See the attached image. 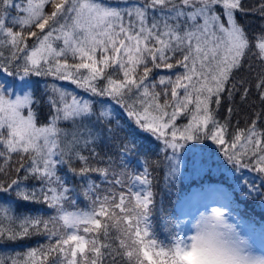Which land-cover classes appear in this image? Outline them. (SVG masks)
I'll list each match as a JSON object with an SVG mask.
<instances>
[{
	"label": "snow or ice",
	"instance_id": "snow-or-ice-1",
	"mask_svg": "<svg viewBox=\"0 0 264 264\" xmlns=\"http://www.w3.org/2000/svg\"><path fill=\"white\" fill-rule=\"evenodd\" d=\"M249 12L264 18V0H0V174L13 163L17 172L0 182V243L47 239L0 264H181L196 254V237L169 247L152 238L150 162L134 141L116 143L127 121L160 142L166 178L180 174L187 141L211 140L237 170L260 175L247 195L264 197V110L244 127L232 125L231 104L217 118L237 92L246 100L254 88L264 104V27L250 35L238 20ZM252 61L255 75L241 77ZM33 76L52 81L45 120ZM104 138L115 154L101 153ZM246 235L264 249V230Z\"/></svg>",
	"mask_w": 264,
	"mask_h": 264
},
{
	"label": "trees",
	"instance_id": "trees-1",
	"mask_svg": "<svg viewBox=\"0 0 264 264\" xmlns=\"http://www.w3.org/2000/svg\"><path fill=\"white\" fill-rule=\"evenodd\" d=\"M105 2H112L115 3L114 0H105ZM244 4L251 8L252 6L257 4V0H244ZM238 20L241 25H243L248 33L250 35L259 33L264 27V18L255 15L251 12L239 15L238 14ZM38 31V30H37ZM33 38H29L28 42L29 44L32 43ZM253 63V69L254 71L250 74L247 65H245V68L241 71L240 76L241 77H248L249 75H255V70H258L256 67V64L254 61ZM167 74V70L165 69H156L153 76L154 78L158 77L159 75H165ZM31 80L36 81L35 82V95L36 98H38L41 101V104L39 106L40 108V118L41 120H45L47 118L49 108L47 106V94L45 93V85L50 84L51 78H45V77H36L33 76L30 78ZM56 83L62 84L63 87L72 89L74 91L79 92V89H76L74 85H71L68 82H60L57 81ZM80 95L87 96L86 93L80 92ZM231 104L234 111L232 113L231 117V123L233 126L236 125L237 121H239V126L244 127L245 122H250L251 119H253L254 112L264 110V104H261L258 94L256 93L255 89L253 88L252 91L249 93V97L246 100L241 99L240 92H237L235 94V97L232 101L223 100L220 106V109L217 113V118L220 120H223L225 116L227 115V108ZM113 120L115 117H112ZM127 118L125 117V120ZM185 121L183 118L179 119L177 121L178 124L184 123ZM131 121H127L126 124L122 127V129L118 133L119 140L116 142L117 144L119 141L122 140H128V141H134L137 145L138 152L142 154V156H146L148 158V161L150 162V172L151 176L150 179H152V190L154 191V194L157 192L159 195L163 198V200L170 199L172 196V193L176 190H184L185 185L186 187L190 184L197 183L198 180L207 178L211 173L210 171H206L207 168L215 169L214 178L221 182H225L227 184V178L230 176V173L236 172L233 165L226 164L223 161H219L221 159H218V161H212L211 163H202L201 162V155L198 156L196 160V164H204L203 165V172L199 175L198 179L196 180L193 176L190 175L191 169L190 163L191 160H194V157H190L189 150H197L198 146H201L202 149L209 146L210 148H213L214 150L221 152L222 146L214 144L211 140H201V141H187L185 143V146L182 149V152L184 154L183 160H181V172L178 176L175 178H166V171H167V161L165 160V156L163 153L159 152L160 147L162 145L159 142H152V144H146V139H142V136L140 133L135 132L134 130H129ZM261 123H264L262 121ZM231 131V129H230ZM188 148V152L184 150V148ZM99 150L102 154H115L116 147L115 145L109 141L107 138H104V140L99 145ZM201 150V149H200ZM224 154V153H223ZM179 155V154H178ZM214 156V154H213ZM212 158V157H210ZM180 159V155H179ZM2 163V162H0ZM131 163H133L135 166L137 165L136 161L133 160ZM16 165L13 163L12 170L9 174H0V182H7L11 178H15L17 176V172L15 171ZM254 172V171H253ZM238 173H245V172H238ZM65 171L61 172V175H65ZM22 175V173H21ZM190 175V176H189ZM189 177V178H188ZM69 182L72 185L79 184V180L77 178L71 177V174H68ZM95 178V177H94ZM188 178V179H187ZM187 179V180H186ZM212 181V180H211ZM252 182H254L257 185H260L259 178L254 179ZM29 184H36V181L29 179L27 181ZM245 194L238 193L236 195V200L233 203L236 208H238L239 214L244 217L245 219L250 220L253 225L258 226L261 228V230H264V197L260 196H250L247 195L248 188H245ZM245 197V198H244ZM7 194H0V199H7ZM80 200H83L81 203H77V206L79 209H87L90 201L84 199L82 196L79 198ZM31 207L35 209H39V212L41 215H50L52 214L51 210L48 209L43 204H36L32 205ZM160 209H162V217L164 218V209H167L166 204L163 202H155L151 215H150V223L151 225V232L157 233L158 236L161 234V212ZM170 213H167L169 215ZM173 218L175 217V210H173ZM173 224V220H172ZM173 237V230L166 231V237L165 242L166 244H170V240ZM41 243H47V239L44 236L41 235H33L30 238L16 241V242H6V243H0V254L2 255H14L15 252H25L30 247H36L38 244Z\"/></svg>",
	"mask_w": 264,
	"mask_h": 264
},
{
	"label": "rangeland",
	"instance_id": "rangeland-1",
	"mask_svg": "<svg viewBox=\"0 0 264 264\" xmlns=\"http://www.w3.org/2000/svg\"><path fill=\"white\" fill-rule=\"evenodd\" d=\"M115 1V0H114ZM33 85L35 87V82L32 80ZM129 130H134L137 133H140L142 139H146V144H152V142H158L155 140L154 137L151 136L150 133L144 132L142 129L137 127L132 122L130 123ZM160 143V142H159ZM201 149V150H200ZM219 149H221L219 147ZM186 152H188V148H184ZM190 157H194V160H191L190 168L191 173L190 175L193 176L196 180L198 179L199 175L203 172L202 168L204 164H196V160L199 155H201V162L202 163H211L212 161H223L226 164L233 165L230 163L223 153L214 150L207 146L206 148L202 149L201 146H198L197 150H189ZM214 154V156H213ZM180 161L183 160L185 157L182 150L179 152ZM212 157V158H210ZM234 166V165H233ZM140 165L137 164L136 168L139 170ZM234 173H230V176L227 178V184L225 182H221L214 178L215 169L207 168L206 171H210V175L207 178L198 180L195 184H190L184 190L180 191L179 189L172 193V197L170 199L163 200V198L157 192L154 194V201L155 202H163L166 204L167 209H164V218L162 217V209L161 212V234L152 233L151 232V223L150 217L148 221L149 230L152 235V238L155 239L162 247H169L173 244L174 240L176 239H187L190 234V228L187 224V217L195 216L200 211H206L211 205H218L222 208L230 209L231 212L241 220L242 227L245 234L248 233L249 229L261 230L259 227L253 226L251 221L243 220L238 216V208L235 207L233 203L236 200V195L238 193L245 194L246 191V181L252 182L254 179L259 178V182L261 184L260 175L256 172L249 171L247 169H239L237 170L234 167ZM238 172H245V173H238ZM189 175V176H190ZM189 178V177H188ZM187 178V179H188ZM95 179V178H94ZM186 179V180H187ZM207 180H212V183H207ZM155 191V190H154ZM153 191V192H154ZM245 198V197H244ZM83 202V200L78 199V203ZM173 210H175V217L173 218ZM167 213H170L167 215ZM173 220V224H172ZM173 230V237L170 240V244H166L165 237L166 231ZM257 251L264 252L262 248H256ZM145 264H148L145 261Z\"/></svg>",
	"mask_w": 264,
	"mask_h": 264
},
{
	"label": "clouds",
	"instance_id": "clouds-1",
	"mask_svg": "<svg viewBox=\"0 0 264 264\" xmlns=\"http://www.w3.org/2000/svg\"><path fill=\"white\" fill-rule=\"evenodd\" d=\"M187 224L198 251L181 264H264V252L257 251L230 209L211 205L187 217Z\"/></svg>",
	"mask_w": 264,
	"mask_h": 264
}]
</instances>
